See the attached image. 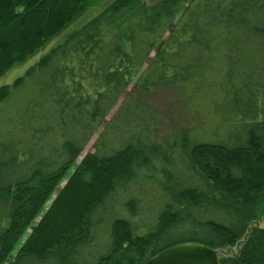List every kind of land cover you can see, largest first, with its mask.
<instances>
[{
	"label": "trees",
	"instance_id": "1",
	"mask_svg": "<svg viewBox=\"0 0 264 264\" xmlns=\"http://www.w3.org/2000/svg\"><path fill=\"white\" fill-rule=\"evenodd\" d=\"M50 44L0 86V264H264V0H0V79Z\"/></svg>",
	"mask_w": 264,
	"mask_h": 264
},
{
	"label": "rangeland",
	"instance_id": "2",
	"mask_svg": "<svg viewBox=\"0 0 264 264\" xmlns=\"http://www.w3.org/2000/svg\"><path fill=\"white\" fill-rule=\"evenodd\" d=\"M150 3H154L157 2L159 0H148ZM84 20H80L78 22V24L74 25L75 27L81 26V24L83 23ZM53 44V42H52ZM52 44H50L48 47L44 48L43 50H41L40 52L30 56L25 63L22 64H18L15 67L11 68L10 70L7 71L6 75L4 77H2L0 79V86H5L7 84L12 83L15 79L19 78V76H22L25 74V72L30 68L31 65L35 64L36 62H38V60L41 59V57H43L45 54H47L51 49V46H53ZM173 94L171 92H159L157 97H156V102L160 103V108L162 113L165 115L166 120L168 121V123H177L180 118L182 117V112L181 110L177 107V105H173V102L170 101L172 98ZM212 120L213 122H215L216 120H218V117L213 115L212 116ZM97 135L94 136L93 140L91 141L90 145L84 150V152L80 155V158H78V160L75 162V165L69 170V172L66 174L67 176L60 182V184L58 185V189H62L65 187V185L67 184L69 177L72 175L74 169L81 163L80 161L91 151H93V145L95 143V141L97 140ZM56 194L53 195L52 199L47 203L44 212L47 211V208L51 205V203L56 199ZM41 217H38L36 219L35 222H37ZM36 224V223H35ZM259 226V227H264V218L261 219L259 222H255L254 226ZM29 229L26 232L25 237L23 238V240L17 245L18 247L15 249L14 253L12 254V257L15 256V254L17 253V251L21 248V245L24 243V241L26 240V238L28 237L29 233H30ZM223 253V252H222ZM221 253V254H222ZM5 264H8L7 262Z\"/></svg>",
	"mask_w": 264,
	"mask_h": 264
},
{
	"label": "water",
	"instance_id": "3",
	"mask_svg": "<svg viewBox=\"0 0 264 264\" xmlns=\"http://www.w3.org/2000/svg\"><path fill=\"white\" fill-rule=\"evenodd\" d=\"M145 264H219L218 251L200 243L176 246L164 250Z\"/></svg>",
	"mask_w": 264,
	"mask_h": 264
}]
</instances>
